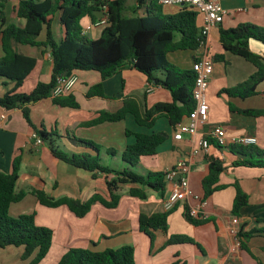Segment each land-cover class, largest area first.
<instances>
[{
  "label": "crops",
  "instance_id": "obj_1",
  "mask_svg": "<svg viewBox=\"0 0 264 264\" xmlns=\"http://www.w3.org/2000/svg\"><path fill=\"white\" fill-rule=\"evenodd\" d=\"M21 0H7L5 6L6 23L24 26L25 20L19 19L16 8ZM227 10L222 24L212 29L209 37V53L212 59L222 55L220 61L214 60V72L207 90L210 107L208 123L203 125L195 135H184L182 140H175L174 128L167 117H159L152 128L142 126L132 113L120 122H105L95 126L87 123L98 117L102 111L117 112L126 100H133L140 109H150L157 103L172 101L171 93L161 86L152 85L148 78L132 65H126L116 75L103 80L99 72L78 71L77 83L72 95L80 104L79 108L60 107L52 98L44 99L32 105L31 117L37 126L44 125L51 131L60 134L56 145L65 151L74 153H92L95 151L75 144L72 138L92 140L103 147L101 160L104 165L121 169L126 166L119 156H110L106 149L114 148L123 152L128 145L136 141L132 133L152 134L167 132L169 139L158 148V154L146 156L135 168L137 172H166L173 168L180 159L193 164L190 185L198 198L180 202L169 211L168 233L153 231L154 241L141 231L139 217L141 214L153 215L167 212L164 201L169 195L170 187L163 192L146 189L147 199H140L129 194L131 188L143 186L125 184L121 190V199L116 208H108L97 202L84 217H78L68 206L47 207L42 205L31 193L32 189L45 191L50 197L60 199L74 198L88 201L99 193L108 197L107 175L93 173L76 168L56 159L48 142L38 145L32 138V130L23 117L22 111L0 110V171L10 173L16 156L22 157L17 192L26 191L20 202L13 203L10 215L36 213L37 223L54 231V239L46 258L39 264H58L64 254L71 248H85L104 251L131 245L135 249L136 264H172L179 260L182 264H264V234L245 241L240 246L235 231L264 227V168L234 166V162L243 159L228 148L220 149L211 145L208 150H200V142L206 133L215 125H222L227 130V142H233L242 136L258 139L257 147L264 149V116L245 115L239 110H264V82L258 85L257 95L247 99L220 95L221 90L232 88L253 75L257 68L244 57L226 51L220 41V30L235 28L249 23L264 27V0H221ZM171 11L175 10L177 7ZM202 19H200V26ZM86 34L97 39L102 34L101 27L93 26L90 18L82 21ZM54 31L58 41L65 35L59 15L54 20ZM96 28V29H95ZM94 29V30H93ZM45 35V34H44ZM43 35V38H44ZM20 51L37 59L35 70L26 80L20 92L29 93L38 82H49L52 74V58L44 48L20 45ZM250 49L264 57V44L250 41ZM0 35V57L3 56ZM197 50H179L168 54L170 62L186 69H191ZM0 78V96L13 89L14 84ZM102 84L105 96H88L92 87ZM153 87L149 92V88ZM231 106L235 110L231 109ZM1 115L6 116L3 120ZM52 142H56L52 138ZM219 157L226 166L220 177L217 190L212 196L204 199L203 179L209 173L207 156ZM110 157H113L110 158ZM113 175H109L112 178ZM236 185L249 196V205L241 210L240 216L232 213L236 197ZM203 202V203H202ZM186 208L199 211L209 221L203 225H193L187 221ZM171 235H187L196 244L166 245ZM14 246L0 248V255L7 253L13 259H0V264H29L24 261L23 248L11 250ZM13 254V255H12Z\"/></svg>",
  "mask_w": 264,
  "mask_h": 264
},
{
  "label": "trees",
  "instance_id": "obj_2",
  "mask_svg": "<svg viewBox=\"0 0 264 264\" xmlns=\"http://www.w3.org/2000/svg\"><path fill=\"white\" fill-rule=\"evenodd\" d=\"M7 0H0V35L3 56L0 57V78L13 83V89L0 96V110L22 111L33 133L38 134L43 142H48L53 156L76 168L93 173L107 175L106 185L108 197L99 193L94 194L88 201L64 197L56 199L45 191L32 189L39 202L47 207L66 205L78 217H84L91 210L92 205L100 202L108 208H116L121 199V190L125 184H135L144 188H131L129 194L140 199L148 198V189L163 192L166 188V172H148L142 174L136 171L141 159L158 154V148L169 139L167 132L152 134L132 133L136 141L127 146L123 152L114 148L106 149L110 156H119L126 164L121 169L104 165L101 160L103 147L92 140L72 138L75 144L90 148L92 153L71 154L59 148L52 142V138H60L57 130L47 131L44 125L37 126L31 117L32 105L44 99L52 98L53 103L60 107L79 108L80 104L72 95L52 97V90L59 77L78 71L99 72L103 80L116 75L126 65H132L144 74L152 85L161 86L172 95L171 102L157 103L152 108L140 109L133 100H126L124 107L117 112L102 111L98 117L89 121L87 125L95 126L105 122H120L132 113L136 121L152 128L159 117H167L174 129L186 123L196 107L194 90L196 86V72L182 68L168 59V54L179 50L196 51L203 39L200 33V15L192 7H177L165 13L164 6L159 0H135L134 15L126 16L128 0H21L16 8L19 19L25 20L24 26L6 23L5 6ZM143 10V13H139ZM104 15L100 17V15ZM59 15L65 35L58 41L54 31V20ZM90 18L94 24L100 19H106L99 38L89 37L82 25L84 18ZM45 34V35H44ZM44 35V38H43ZM257 40L264 44V27L244 23L235 28L220 30V41L223 48L234 55L244 57L253 63L257 70L246 81L221 90L220 95L247 99L257 95V87L264 82V57L250 49V41ZM20 45L44 48L51 54L52 74L49 82L40 81L32 91L20 92L26 80L35 70L37 59L25 55L20 51ZM222 55L214 57L220 61ZM7 83V84H8ZM88 96H105L102 84L92 87ZM231 109L235 110L233 106ZM245 115L264 116V110H239ZM210 145L220 149L228 148L243 159L234 162V166L264 168V149L256 145H245L237 142L221 144L213 139ZM209 173L202 181L204 199L212 196L217 190L220 177L225 171L224 161L213 155L207 156ZM22 157L16 156L12 171H0V248L14 246L23 248L22 259H31L29 264H39L48 255L54 239V231L37 223L36 213L22 214L18 217L10 215L13 203L20 202L26 196V191L17 192L20 177ZM109 175H113L109 178ZM233 203L232 213L240 216L241 210L249 205V196L239 185ZM170 212L153 215L141 214L139 224L154 241L153 231L161 230L168 233ZM186 219L193 225H203L208 218L191 214L186 208ZM264 234L261 229L237 231V238L242 248L245 241ZM196 244L187 235H171L166 245ZM58 264H136L135 249L125 245L117 249L108 248L104 251H94L85 248H71L61 258ZM172 264H182L175 260Z\"/></svg>",
  "mask_w": 264,
  "mask_h": 264
},
{
  "label": "built area",
  "instance_id": "obj_3",
  "mask_svg": "<svg viewBox=\"0 0 264 264\" xmlns=\"http://www.w3.org/2000/svg\"><path fill=\"white\" fill-rule=\"evenodd\" d=\"M158 2L164 7H192L199 13L200 19H202L200 33L203 39L197 50L196 58L192 63V69L196 72V86L193 95L196 107L192 114H190L188 121L178 125L174 130L175 140H182L186 134L195 136L201 130L202 126L208 123L210 107L207 100V90L214 72V60L210 56L208 42L212 29L223 23L227 10L222 5L221 0H159ZM106 23L107 21L104 18L94 23L93 26L102 27ZM78 82V75L73 73L70 76L59 77L52 90V97L70 95ZM152 89L153 87H150L148 91L151 92ZM1 117L3 120L7 119L5 115H1ZM32 138L38 145L44 143L36 133L32 134ZM211 139L221 144L226 143V128L222 125L213 126L201 140L200 148L195 149L194 153L196 154L200 150H208L211 146ZM233 142L245 145H256L258 139L252 136H242ZM192 170L193 164L189 160L180 159L173 168L166 171V186L169 185L170 187L169 195L164 201V206L167 211L173 210L180 202L187 199L198 198L190 185ZM191 214L195 217L200 215L199 211L192 209ZM235 233L237 234V231Z\"/></svg>",
  "mask_w": 264,
  "mask_h": 264
},
{
  "label": "rangeland",
  "instance_id": "obj_4",
  "mask_svg": "<svg viewBox=\"0 0 264 264\" xmlns=\"http://www.w3.org/2000/svg\"><path fill=\"white\" fill-rule=\"evenodd\" d=\"M135 5H136V2H135V0H128L127 1V9H126V13H125V15L126 16H132V15H134V12H133V7H135ZM173 8H171V7H169V6H165L164 7V12L165 13H168V12H171V10H172ZM139 13H143V10H140L139 11ZM96 29V28H95ZM94 30V29H93ZM5 93H7V91L5 92ZM48 131L50 132L51 130L50 129H48ZM54 139H55V141L56 142H54L55 144L58 142V138L57 137H54ZM59 143V142H58ZM62 150H64L63 148H62ZM110 158H112L113 159V157H110ZM14 216V215H13ZM17 247H12V249L11 250H17L16 249ZM13 255V254H12ZM8 259V262H10L13 258L12 257H10L9 255H7V253H2V255H0V259Z\"/></svg>",
  "mask_w": 264,
  "mask_h": 264
},
{
  "label": "water",
  "instance_id": "obj_5",
  "mask_svg": "<svg viewBox=\"0 0 264 264\" xmlns=\"http://www.w3.org/2000/svg\"><path fill=\"white\" fill-rule=\"evenodd\" d=\"M104 15L102 14V15H100V17H103ZM72 73H69L67 76H70Z\"/></svg>",
  "mask_w": 264,
  "mask_h": 264
}]
</instances>
